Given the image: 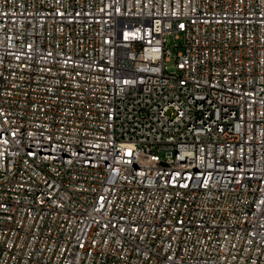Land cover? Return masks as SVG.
<instances>
[{
    "label": "built area",
    "instance_id": "2783aa9c",
    "mask_svg": "<svg viewBox=\"0 0 264 264\" xmlns=\"http://www.w3.org/2000/svg\"><path fill=\"white\" fill-rule=\"evenodd\" d=\"M0 264H264V0H0Z\"/></svg>",
    "mask_w": 264,
    "mask_h": 264
}]
</instances>
